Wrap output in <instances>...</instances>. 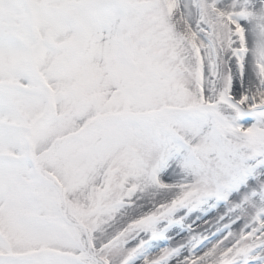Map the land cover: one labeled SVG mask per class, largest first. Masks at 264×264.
Listing matches in <instances>:
<instances>
[{
    "label": "snow or ice",
    "instance_id": "6c2138e0",
    "mask_svg": "<svg viewBox=\"0 0 264 264\" xmlns=\"http://www.w3.org/2000/svg\"><path fill=\"white\" fill-rule=\"evenodd\" d=\"M0 264H264V0H0Z\"/></svg>",
    "mask_w": 264,
    "mask_h": 264
}]
</instances>
